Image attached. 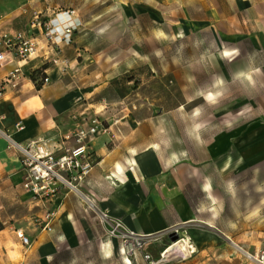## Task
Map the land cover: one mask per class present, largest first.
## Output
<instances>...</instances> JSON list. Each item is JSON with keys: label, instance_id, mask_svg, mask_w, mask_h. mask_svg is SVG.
<instances>
[{"label": "rangeland", "instance_id": "rangeland-1", "mask_svg": "<svg viewBox=\"0 0 264 264\" xmlns=\"http://www.w3.org/2000/svg\"><path fill=\"white\" fill-rule=\"evenodd\" d=\"M21 1L0 0V18L17 15ZM59 7L66 16V10H75L83 20L72 28L76 61L63 82L69 111L80 121L97 117L112 130L126 123L117 121L123 116L141 120L127 128L151 130L160 159L176 162L158 185L166 208L173 211L162 188L175 183L176 193L204 220L177 222L150 236L152 258L154 243L169 245L190 227L208 229L211 222L252 254L230 241L224 257L221 250L209 255L213 264L264 262V67L244 72L245 58L224 56L213 32L194 29L190 7L180 0H61ZM107 229L103 240L110 239ZM121 248V237L109 252L92 238L80 248L61 247L43 261L129 264ZM130 257L132 264H149L139 253ZM189 259L159 264H190Z\"/></svg>", "mask_w": 264, "mask_h": 264}, {"label": "crops", "instance_id": "crops-1", "mask_svg": "<svg viewBox=\"0 0 264 264\" xmlns=\"http://www.w3.org/2000/svg\"><path fill=\"white\" fill-rule=\"evenodd\" d=\"M21 2L22 7L17 15L6 20L0 18V45L4 34L23 30L35 36L39 46L24 65L25 76L16 85H9L0 99V130L10 133V138L22 147L41 144L57 150L60 155L64 148L75 145L72 134L80 121L77 115L70 112L72 104L68 101L71 98L67 99L63 83L68 78L66 75L72 74L69 67L76 61L72 59L74 37L72 34L62 35L68 26L76 31L83 20L57 12L61 0ZM180 2L189 5L190 22L195 25L196 31L216 35L217 41L222 43L220 48L224 56V49L228 48L232 55L245 58L244 72L257 73L263 69L264 65L259 60H264V0ZM37 9L49 15L53 30L57 33L53 40L46 37L44 28L31 25L34 10ZM240 41H247L248 45H242ZM55 53L60 58L57 63L52 61ZM16 65L17 60L9 56V60L0 66V81ZM38 69L50 76L47 84L37 86L33 80V73L40 78ZM28 105L35 107L30 110ZM117 121L126 123L117 130L99 132L91 142L98 163L82 188L97 210H109L113 217L123 222L125 228L146 234L162 232L177 222H203L198 215L200 212L194 213L184 195L176 193L175 183L162 188L163 193L170 195L173 211L166 208L158 185L165 182L163 171L174 168L176 162L167 163L160 159L157 153L159 143L151 140V130L127 128V125L133 126L132 122L142 121L126 116ZM19 123L24 128L17 130ZM20 156L19 149L7 137L0 135V264H47L44 258L52 256L61 247L80 248L92 238L102 240L108 226L99 222L98 211L96 213L90 207L84 196L63 188L52 202L36 201L23 189L25 170ZM118 164L122 166L123 173L118 170ZM115 172L119 176L113 183L109 176ZM208 197L214 201L211 195ZM49 208L58 212L54 228L52 231H42L34 219ZM214 219H218V216ZM206 223L208 229L190 227L189 234L198 248L195 255L190 254V264H213L214 258L209 255L221 250L219 257H224L222 251L228 248L230 241L246 250L223 226ZM16 229H22L31 238L30 246L22 243ZM111 241L116 244L118 237ZM160 248L158 244L152 246L157 254ZM204 255L208 256L204 258ZM202 257V261H199ZM259 261L258 264H264L262 260Z\"/></svg>", "mask_w": 264, "mask_h": 264}, {"label": "built area", "instance_id": "built-area-1", "mask_svg": "<svg viewBox=\"0 0 264 264\" xmlns=\"http://www.w3.org/2000/svg\"><path fill=\"white\" fill-rule=\"evenodd\" d=\"M56 10L63 12L60 7H57ZM66 12L69 16L75 14V10H66ZM31 25L44 28L46 37L49 40H53L57 35L53 30L49 15H46L42 10H34ZM72 32V27L68 26L62 36L65 37L72 34ZM38 46V40L35 36L23 30L2 36L0 66L9 60V56L17 60V65L0 81V99L5 95L9 85H16L18 80L25 76L24 65L31 58V55L37 51ZM55 54L56 56L52 59L53 63L60 60L59 54ZM49 81L50 76L47 74L42 79V83L44 85ZM23 128V124L16 125L17 130ZM108 131H111V124L106 125L103 120L97 117L84 118L82 121L77 122L73 131L72 137L75 140V145L64 148V152L60 155L57 154V150L41 144L34 143L22 147L10 138V133L7 131L0 130V135L7 137L10 143L19 149L20 162L25 170L22 187L32 195L34 200L52 202L63 188H67L76 194L87 197L90 201L91 198L84 195L82 186L98 163L97 154L92 148L91 142L99 132ZM90 204L96 207L94 202ZM97 211L100 221L109 224L107 232L110 237H121L122 246H124L127 254L137 255L139 253L148 260L149 264H159L154 261L147 250L148 238L150 237L148 234L124 228L123 222L120 219L113 218L108 210L98 209ZM57 214V209H46L35 217L34 222L40 230L52 231ZM16 233L24 245H31V238L22 229H16Z\"/></svg>", "mask_w": 264, "mask_h": 264}, {"label": "bare ground", "instance_id": "bare-ground-1", "mask_svg": "<svg viewBox=\"0 0 264 264\" xmlns=\"http://www.w3.org/2000/svg\"><path fill=\"white\" fill-rule=\"evenodd\" d=\"M224 53L226 55H229V54H231V51L228 48H225ZM209 96H212V95L210 94ZM36 98H38V97H36ZM36 98H33V99H36ZM27 107H28V109L32 110L33 107H35V105L34 106L28 105ZM118 170L123 173V168L120 164H118ZM118 176L119 175L115 172V173L111 174V176H109V178L113 181V183H115V180L117 179ZM206 187L209 190L210 186L208 183L206 184ZM85 199L88 200L87 197H85ZM88 202L93 203L92 199L90 201L88 200ZM147 234L149 236H153L155 234V232H148ZM113 238H115V237H112L108 240H103V239L100 240V245L104 248H107V252H109L112 247L116 246L115 242L111 241V239L113 240ZM154 244L152 246H154ZM121 250H122V253L124 254L126 262H128L129 264H132L131 257H130V255H128L126 253L124 246H122ZM197 250H198V248H197L196 244L193 242L191 235L187 232V233L181 234V237L178 241L172 240L171 244L161 247L158 251V254L154 253V256L157 258H153V259L157 263H161V262H166V261H170V260H174V259H178V258L179 259L187 258L188 256H190V254L197 252ZM245 252L248 255L252 256V254L250 252H248V251H245ZM260 260H262V259H260Z\"/></svg>", "mask_w": 264, "mask_h": 264}, {"label": "trees", "instance_id": "trees-1", "mask_svg": "<svg viewBox=\"0 0 264 264\" xmlns=\"http://www.w3.org/2000/svg\"><path fill=\"white\" fill-rule=\"evenodd\" d=\"M38 74H40V78H37L35 74H31L33 80L36 82L37 86H42V79L47 75L44 71L37 70Z\"/></svg>", "mask_w": 264, "mask_h": 264}, {"label": "water", "instance_id": "water-1", "mask_svg": "<svg viewBox=\"0 0 264 264\" xmlns=\"http://www.w3.org/2000/svg\"><path fill=\"white\" fill-rule=\"evenodd\" d=\"M178 237V234H174V238L176 239Z\"/></svg>", "mask_w": 264, "mask_h": 264}]
</instances>
